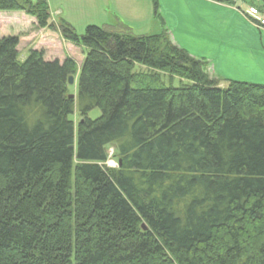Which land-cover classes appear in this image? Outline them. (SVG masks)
Returning a JSON list of instances; mask_svg holds the SVG:
<instances>
[{"label": "trees", "instance_id": "obj_1", "mask_svg": "<svg viewBox=\"0 0 264 264\" xmlns=\"http://www.w3.org/2000/svg\"><path fill=\"white\" fill-rule=\"evenodd\" d=\"M0 11L87 50L71 97L74 58L0 38V264H264V84L212 76L166 30L79 36L48 0Z\"/></svg>", "mask_w": 264, "mask_h": 264}, {"label": "rangeland", "instance_id": "obj_2", "mask_svg": "<svg viewBox=\"0 0 264 264\" xmlns=\"http://www.w3.org/2000/svg\"><path fill=\"white\" fill-rule=\"evenodd\" d=\"M211 1L215 2L216 0ZM48 3L51 19L56 23H60L62 20L69 23L79 36L84 34L88 25L102 26L110 29V31L129 32L128 29H125V26H127L134 35L138 36L161 33L166 30L170 40L176 44L172 32L173 28L177 34L184 38V42L190 48L199 50L205 54L210 52L205 47L206 42L202 39L195 42L194 37L189 34L191 32H199V30L203 32L204 29L209 31L204 26L207 25L210 18L213 20L212 24L215 25L218 31L224 29V24L236 21L231 19V12L229 11H225L224 15L219 11L218 15L214 17H203V14L207 13L204 12L205 6L199 5L195 0H186V2L184 0H48ZM218 3L229 7L236 15L237 13H244L242 8L246 11L254 10L256 12L255 15H264V0H231V3ZM241 16L247 19L248 22L255 24L244 14ZM202 18H205L206 23L202 22ZM241 22L240 31L242 35L247 36L246 24L243 20ZM47 29L42 30V28H39L36 18L23 11H0V38L5 35H17L21 37L20 45L18 46V58L20 60H24L27 57L30 46L34 47V49L44 51V57L49 61L57 59L63 62L68 56L74 58L78 70L74 76L75 82L69 84L68 90L72 95L76 96L81 63L85 58L87 50L83 46L71 44L70 41V44L66 42L67 45L62 43L60 37H57L58 35L53 34ZM257 32L258 34L259 32L263 34L264 28L263 31L258 30ZM252 36L254 37L253 33ZM34 41L35 43H33ZM32 44L35 45L33 46ZM178 46L181 47L179 44ZM188 53L192 55L189 51ZM249 54L245 53L247 56ZM245 55L244 53H240L239 55L235 53L236 58L228 57V55L226 57L224 56L227 59L224 71L228 76L226 78L264 84V55L262 53L261 55L255 54V60L250 62L251 65L248 64L249 60ZM192 56L195 57L194 55ZM258 59L261 66L257 65L259 64L256 62ZM205 61L207 62V70L210 71L212 76H216L217 73L213 59H205ZM155 71L138 63L133 67L134 73H155ZM158 73L166 86L172 85L174 87H180L187 82L179 77L170 76L166 72ZM224 77H222V80L226 81ZM100 115L101 110L98 107L91 109L88 113V117L91 119H96ZM71 118L74 120L79 118L76 111L71 114ZM112 151L114 152V148L110 147L109 153H112ZM106 165L109 167H117V162L111 157Z\"/></svg>", "mask_w": 264, "mask_h": 264}, {"label": "crops", "instance_id": "obj_3", "mask_svg": "<svg viewBox=\"0 0 264 264\" xmlns=\"http://www.w3.org/2000/svg\"><path fill=\"white\" fill-rule=\"evenodd\" d=\"M195 1L197 3H199V5L205 6L204 12H207V13H204L203 17H206V16L214 17V16L218 15L219 11L224 15L225 11H229V12H231L230 13L231 19L236 20L234 22H229L228 24H224V29L218 31L216 29L215 25L212 24L213 20L210 18L207 22V25L204 26V27H207L209 29V31L204 29L203 32L201 30H199V32H195V33L191 32L189 34V35L194 37L195 42L198 41L199 39H202L206 42L205 47L208 48V50H210V52L208 54L201 53L199 50H195V49L190 48L187 45V43L184 42V40H183L184 38H182L179 34H177L175 32V30L172 28L173 37L175 39L174 42L177 45L179 44L182 48L189 51L195 57L205 58L208 60L213 59L214 64H215L214 67L216 68V73H217L216 76H220L221 78L223 76H225L224 78L228 77L224 73L225 65L227 63V59H225V57L227 55H228V57L236 58L235 53H237L238 55L240 53L241 54L244 53V55H245V53H250L249 56L245 55V57L249 60V62H248L249 65H251L250 64L251 61L255 60V58H254L255 54L261 55V53H262L264 55V32H263V34L261 32H259L260 36L257 32L258 30L263 31L264 26H260L259 23H257L256 20H254L255 18L251 19L243 13L248 19H251L255 23V24H252V23L248 22L247 19H245L241 16L243 14L237 13V15H236L232 9H230L229 7H226V5H224L222 3H218L216 1L214 2L211 0H195ZM184 2H186V0H184ZM242 9L244 10V8H242ZM241 20H243V22H245V24H246L245 28L248 32L247 36L242 35V33L240 31V28H241L240 24H242ZM202 22L206 23L205 18H202ZM200 23H201V21H200ZM112 28H115V27H112ZM43 29L46 30L45 28H42V30ZM125 29H128L129 31H131L130 28L127 26H125ZM47 30H50V29H47ZM50 31L53 34L58 35L57 37L58 38L60 37L62 43L66 44V42H68L70 44V42L68 40L64 41V39L61 37V35L59 33H57L56 31H52V30H50ZM186 32H187V30H186ZM252 33L254 34V37L252 36ZM179 37H181V38L179 39ZM23 39H24V37H23ZM20 40H21V37H20ZM33 43H35V41ZM19 45H20V43H19ZM32 45L34 46L35 44H32ZM214 47H216V48H214ZM30 48H34V47L30 46ZM256 62L259 63V64H257L258 66L259 65L261 66L259 59ZM255 67H256V64H255ZM226 79H229V78H226Z\"/></svg>", "mask_w": 264, "mask_h": 264}, {"label": "water", "instance_id": "obj_4", "mask_svg": "<svg viewBox=\"0 0 264 264\" xmlns=\"http://www.w3.org/2000/svg\"><path fill=\"white\" fill-rule=\"evenodd\" d=\"M74 81H75L74 76H70V77H69V84H73ZM70 96L73 97L74 95H70Z\"/></svg>", "mask_w": 264, "mask_h": 264}, {"label": "built area", "instance_id": "obj_5", "mask_svg": "<svg viewBox=\"0 0 264 264\" xmlns=\"http://www.w3.org/2000/svg\"><path fill=\"white\" fill-rule=\"evenodd\" d=\"M261 23L264 24V18H262Z\"/></svg>", "mask_w": 264, "mask_h": 264}]
</instances>
